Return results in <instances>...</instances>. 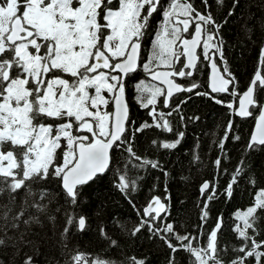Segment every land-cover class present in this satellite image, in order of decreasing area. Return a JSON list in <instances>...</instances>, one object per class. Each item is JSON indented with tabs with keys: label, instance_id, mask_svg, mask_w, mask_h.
<instances>
[{
	"label": "snow or ice",
	"instance_id": "obj_1",
	"mask_svg": "<svg viewBox=\"0 0 264 264\" xmlns=\"http://www.w3.org/2000/svg\"><path fill=\"white\" fill-rule=\"evenodd\" d=\"M202 2L207 9L208 0ZM239 2L234 0L232 7ZM216 3L222 5L224 0H216ZM158 8L163 20L147 62H144L142 44ZM193 24L194 32L189 33ZM220 27L210 11L202 14L193 7L191 0H170L167 7L162 0H0V196L7 194V202L0 201V249L12 248L15 259L24 247L36 243L31 238L35 234L33 230L44 229L46 222L56 235L57 217L49 209L55 194L43 188L37 195L34 185L57 182L66 202L75 206L82 186L109 169L116 150L123 148L136 159H142L133 152L135 132L153 126L173 131L165 119V115L170 116L172 112H158L155 106L158 97H165L161 103L169 107L168 100L174 93L192 92L200 87L195 81L185 87L173 79L191 78L199 70L198 47H202L203 58L211 63L213 70L211 93H226L230 86L237 87L226 61L224 73L229 78L219 74L214 54H209L215 49L223 60ZM185 33L191 38H186ZM259 63L264 65V46L260 50ZM141 67L152 80L166 85V89L136 85L142 106H151L149 115L153 123L145 122L133 130L127 85ZM161 67L166 70H157ZM261 91H264V77L258 72L235 112L247 118L259 110L256 133L246 146L251 151L264 146V101L258 97ZM196 94L210 95L207 92ZM229 94L237 95L235 91ZM216 103L223 101L216 100ZM227 107L232 109L234 105L229 103ZM173 110L178 113L179 107ZM231 128L229 122L228 131ZM183 135V132L178 133L179 138L173 143H164L163 148H176ZM220 147L223 148V143ZM215 163L219 166L220 160ZM149 165L160 168L157 161L147 159L139 166ZM242 171V168L236 169L225 189L229 196L232 184ZM164 174L167 176L166 172ZM119 181L117 187L122 193L127 195L130 189L134 190V182H129L125 175H120ZM209 188V182H205L201 192ZM215 196L212 191L207 200ZM258 209L264 210V191L256 198L254 206L237 214L243 226L237 225L235 231L243 244L236 251L244 255L232 260L231 264H246L249 257L254 258L256 264L264 261V251L260 250L264 249V240L256 239L259 235L255 227L260 219ZM164 210L166 206L155 197L145 207L144 216L156 220ZM55 211L59 212L60 208ZM202 212L201 220L206 221L208 212ZM65 217L59 243L70 258L64 264H114L99 257L90 260L83 252L69 250L70 229L75 224L77 231H84L86 219L68 212ZM145 226L153 230L149 220L141 219L132 235ZM220 226L218 218L205 247H193L189 236L177 234L170 224L155 232L171 233L180 242L179 248L167 235L161 239L173 252L183 249L195 257L193 264H209V261L224 264L216 245ZM248 229H252V234ZM101 235L110 239L103 229ZM33 253L38 254V249L33 248ZM24 255L23 264H36L34 255ZM132 260L133 264H143L135 258Z\"/></svg>",
	"mask_w": 264,
	"mask_h": 264
},
{
	"label": "trees",
	"instance_id": "obj_2",
	"mask_svg": "<svg viewBox=\"0 0 264 264\" xmlns=\"http://www.w3.org/2000/svg\"><path fill=\"white\" fill-rule=\"evenodd\" d=\"M169 2L170 0H162L165 7ZM191 3L202 14L210 11L216 23L221 25L219 38L223 39V58L229 72L235 77L237 92L243 93L257 72L260 50L264 43V0H240L235 8L232 7L234 0H224L222 5H218L216 0H208L207 9L202 0H191ZM230 11L232 15H229ZM162 20V11L158 8L143 41L144 62H147L148 49L152 46ZM193 30L191 28L189 33H193ZM185 36L190 37L188 33ZM213 51L210 55L215 54V49ZM215 57L217 61L218 54ZM218 63L222 70L219 60ZM198 69L193 77L180 79L179 83L188 87L195 81L200 85L199 88L176 96L169 107H164L161 103L163 96L158 97L155 107L158 112H172L170 116L165 115V119L169 121L173 131L153 126L135 132L132 137L133 152L142 159H136L123 148L116 150L108 172L81 188L77 205L66 202L55 181L44 186L34 185L33 190L37 195L43 188L55 194L49 209L57 217L56 235H53L51 225L47 222L44 229L34 228L35 234L31 238L36 243L24 247L15 259L12 248L0 249L3 264H23L25 253L34 255L33 248L38 249V254L34 255L36 264H64L70 258L59 243V232L66 222L65 212L85 217L87 224L84 231H77L73 224L69 231L68 245L69 250L83 252L90 260L99 257L114 264H133L132 258H135L143 261V264H193L195 257L183 249L173 252L161 239V236L167 235L179 248L180 242L171 233L155 230L170 224L177 234L189 236L193 247H205L208 234L216 227L218 218L221 220V229L216 245L220 259L224 264H231L232 260L243 256L244 253L236 251L243 244L235 231L237 225L243 226L237 214L254 206L256 198L264 191V146L256 151L246 148L259 110L250 119L237 118L234 110L239 96L214 95L210 92L209 61L203 55H200ZM147 74L141 67L128 81L127 93L133 130L145 122L153 123L149 115L151 106L143 107V101L138 100L141 93L136 91L138 84L160 87L151 82ZM225 76L228 77L226 74ZM232 91L231 88L230 92ZM196 92H207L210 95H197ZM258 97L264 101V91L259 92ZM216 100L223 103H216ZM232 102L235 104L234 110L227 107ZM177 106L178 113L173 110ZM229 122L232 123L231 131H228ZM180 132L184 135L176 148H163L164 143L175 142ZM236 136L240 139L236 140ZM153 141L156 143L153 144ZM221 143L223 148L220 147ZM143 159L157 161L160 168H152L150 165L140 167ZM217 159L220 160L219 166L215 163ZM237 168H242L243 171L237 176L236 183L232 184L229 196L225 189L231 183ZM120 175H125L129 182H134V190L130 189L127 195L117 187ZM205 182H209L210 188L202 193L201 186ZM212 191L216 196L209 201L207 196ZM155 197L161 199L166 212L152 220L151 216H144V209ZM0 201L7 202L6 193L0 196ZM19 202L18 198L17 203ZM57 207L60 208L59 212L55 211ZM202 210L208 212L206 221L201 220ZM257 215L260 219L255 226L259 231L256 239L264 240V210L258 209ZM141 219L149 220L153 230L145 226L132 235V230L140 224ZM101 229L110 239L101 235ZM248 232L252 234V229H248ZM184 243L188 244L189 241ZM209 264L212 262L209 261ZM246 264H256V261L249 257Z\"/></svg>",
	"mask_w": 264,
	"mask_h": 264
},
{
	"label": "water",
	"instance_id": "obj_3",
	"mask_svg": "<svg viewBox=\"0 0 264 264\" xmlns=\"http://www.w3.org/2000/svg\"><path fill=\"white\" fill-rule=\"evenodd\" d=\"M181 27H182V25H181ZM190 29V28H189ZM185 34H187V33H185ZM184 34V35H185ZM186 37V36H185ZM187 38V37H186ZM263 46H264V43H263ZM202 47H198L197 49H196V54L199 56V52H200V49H201ZM213 55V54H212ZM141 56H142V49H141ZM260 57V56H259ZM184 59H186V58H184ZM214 59H215V62H216V64H217V61H216V57H215V54H214ZM199 61H200V56H199ZM199 63V62H198ZM217 67H218V71H219V74H224L223 73V71L221 70V68H220V66L217 64ZM263 67H264V65H261L260 63H259V65H258V69H257V72L256 73H260L261 74V76L262 77H264V75H263ZM157 70H159V71H163V70H166V69H157ZM195 73V72H194ZM225 75V74H224ZM194 76V75H193ZM212 76H213V70H212V67H211V63L209 62V75H208V86H209V90H210V92H211V89H210V81H211V79H212ZM254 77H255V75H254ZM254 77H253V79H254ZM225 78H227L226 76H225ZM148 79L151 81V82H153V83H155V84H157V85H159V86H161L162 88H164V89H166V85H164V84H161L159 81H154V80H152L151 79V76H150V74L148 75ZM175 81H176V79H182V78H179V77H174L173 78ZM252 79V80H253ZM177 82V81H176ZM178 83V82H177ZM180 84V83H179ZM182 85V84H181ZM184 86V85H183ZM230 89H231V86H230V88H229V92H226V93H212V94H214V95H229V93H230ZM247 90V89H246ZM245 90V91H246ZM244 91V92H245ZM243 92V93H244ZM184 92H179V93H174V95L172 96V98H170L169 100H168V104H171V101H172V99L173 98H175L176 96H178V95H181V94H183ZM164 99H165V97H164ZM241 99H243V94L240 96V98H239V100H238V105H237V109H236V111L238 110V107H239V101L241 100ZM251 110V109H250ZM235 111V112H236ZM130 116H131V112H130ZM235 116L237 117V118H240V119H250L251 117H247V118H241L240 116H238V115H236L235 114ZM257 122H258V116L256 117V120H255V124H254V127H253V130H252V134H251V136L253 135V134H255L256 133V125H257ZM251 136H250V138H251ZM111 166V165H110ZM110 168V167H109ZM109 170V169H108ZM108 170L103 174V175H105L107 172H108ZM101 176V175H100ZM99 177V176H98ZM96 179V178H95ZM94 179V180H95ZM93 180V181H94ZM93 181H90L88 184H90L91 182H93ZM88 184H86V185H88ZM86 185H83V186H86ZM82 186V187H83ZM209 190V189H208ZM208 190H205L203 193H205V192H207ZM161 200V199H160ZM162 202V201H161ZM163 203V202H162ZM165 212H166V210H164V211H161L160 212V216L161 215H163V214H165ZM152 215H155V212H153L152 213ZM150 216H148V217H146V218H149ZM86 224H87V222H86ZM85 228H86V225H85ZM220 229H221V226H220ZM220 229H219V231H220ZM219 231L217 232V235H218V233H219Z\"/></svg>",
	"mask_w": 264,
	"mask_h": 264
},
{
	"label": "rangeland",
	"instance_id": "obj_4",
	"mask_svg": "<svg viewBox=\"0 0 264 264\" xmlns=\"http://www.w3.org/2000/svg\"><path fill=\"white\" fill-rule=\"evenodd\" d=\"M151 47H152V46H150L149 49H148V57H149V55H150ZM213 50H214V49H212V50L210 51L209 54H211L212 52H214ZM215 54H218L217 63H218V60H219V62H221V64H222L221 67H222V70H223V72H224L225 59L223 58V60H221L219 53H215ZM200 55L202 56V54H200ZM148 57H147V58H148ZM218 64H219V63H218ZM161 68H163V67H161ZM226 75H227V74H226ZM232 90L235 91V92L237 93V95H233L234 97H236V96H239V97H240V96H241L242 93H238L237 90H236V88H235V89H232ZM232 103L234 104V102H232Z\"/></svg>",
	"mask_w": 264,
	"mask_h": 264
},
{
	"label": "flooded vegetation",
	"instance_id": "obj_5",
	"mask_svg": "<svg viewBox=\"0 0 264 264\" xmlns=\"http://www.w3.org/2000/svg\"><path fill=\"white\" fill-rule=\"evenodd\" d=\"M194 26H195V25H192V30H193ZM142 51H143V44H142ZM178 67H179V65H178ZM161 69H164V68H161ZM137 72H138V71H137ZM146 76H147V78H148V75H146ZM179 80H180V79H177V82H178V83H179ZM261 147H262V146H261Z\"/></svg>",
	"mask_w": 264,
	"mask_h": 264
},
{
	"label": "clouds",
	"instance_id": "obj_6",
	"mask_svg": "<svg viewBox=\"0 0 264 264\" xmlns=\"http://www.w3.org/2000/svg\"><path fill=\"white\" fill-rule=\"evenodd\" d=\"M154 14H155V13H154ZM154 14H153V15H154ZM199 56H200V55H199Z\"/></svg>",
	"mask_w": 264,
	"mask_h": 264
},
{
	"label": "bare ground",
	"instance_id": "obj_7",
	"mask_svg": "<svg viewBox=\"0 0 264 264\" xmlns=\"http://www.w3.org/2000/svg\"><path fill=\"white\" fill-rule=\"evenodd\" d=\"M176 81H177V79H176Z\"/></svg>",
	"mask_w": 264,
	"mask_h": 264
}]
</instances>
